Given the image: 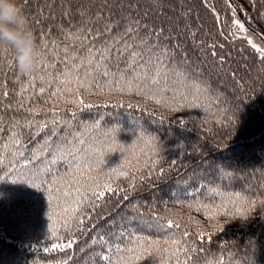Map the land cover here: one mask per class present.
<instances>
[{"label":"trees","instance_id":"1","mask_svg":"<svg viewBox=\"0 0 264 264\" xmlns=\"http://www.w3.org/2000/svg\"><path fill=\"white\" fill-rule=\"evenodd\" d=\"M20 4L50 46L32 75L0 49V264H264V60L229 0Z\"/></svg>","mask_w":264,"mask_h":264},{"label":"clouds","instance_id":"2","mask_svg":"<svg viewBox=\"0 0 264 264\" xmlns=\"http://www.w3.org/2000/svg\"><path fill=\"white\" fill-rule=\"evenodd\" d=\"M4 48L14 51L16 68L21 74L35 70L39 49L31 19L20 0H0V49Z\"/></svg>","mask_w":264,"mask_h":264},{"label":"snow or ice","instance_id":"3","mask_svg":"<svg viewBox=\"0 0 264 264\" xmlns=\"http://www.w3.org/2000/svg\"><path fill=\"white\" fill-rule=\"evenodd\" d=\"M229 2H231V0H229ZM235 25L237 26V28L242 31V32H246L247 29L245 28V25L240 21V20H236L235 22ZM90 31V29H83L82 32H81V35L83 36L85 32H88ZM132 29L129 28L128 29V34L131 35L132 34ZM84 38L86 39L87 37L84 36ZM46 39V38H45ZM54 43V42H53ZM121 43H123V40H121ZM249 45L256 51L260 54V57L262 60H264V47H261V46H258L256 43H254L252 40H249L248 41ZM50 45L49 44H44L42 47H43V51L40 50L41 48V45H37L38 49H39V52H38V56H39V59H38V63L37 65H39L41 68H43L44 66V60H45V52L48 50V47ZM132 47L131 45H125V48H130ZM65 52H67V49H65ZM103 54H101L102 56ZM140 53H137L136 51H131L129 52V56L132 58V62L128 65V72L131 73L138 65H137V61H136V57L139 56ZM101 57L98 56V57H95L94 59L96 60H99ZM142 63V61H141ZM81 68H92L93 67V60L92 59H87V60H84L81 62V65L79 66ZM95 69H99L100 68V64L99 63H96L95 64ZM29 75H32L33 72L31 73H28ZM87 74V72H86ZM104 76H107L108 75V71L105 70L104 71ZM142 74L144 75V78L147 79L148 78V74L146 71H143L142 70ZM159 76V71L157 70V77ZM159 80L158 78L157 79H154L151 81L152 84H156L158 83ZM65 83H67V81H65ZM129 87H131V83H129ZM41 93H43L45 91L44 88H41L40 89ZM54 95H59V93H54ZM69 155H71V153H69ZM63 158V157H61ZM54 162V161H53ZM75 163V161H73ZM79 167V166H78ZM2 170V169H0ZM9 175H11V172L9 173ZM33 187H39L38 185H33ZM105 190L107 191H112L111 187L109 185H104L103 186ZM96 197L99 199V198H103L105 196V191L104 190H101V191H98L95 193ZM81 223H83V220L80 221ZM167 227L169 229L175 227V228H179L180 225L179 224H176L175 222L169 220L168 223H167ZM184 235H188L187 232L184 233ZM72 241H68L66 244H64L63 246L61 245H53V248L54 249H59L60 251H64V249L66 248H71L72 247ZM102 260L104 261H109L111 259V257L107 256V255H104L101 257Z\"/></svg>","mask_w":264,"mask_h":264},{"label":"rangeland","instance_id":"4","mask_svg":"<svg viewBox=\"0 0 264 264\" xmlns=\"http://www.w3.org/2000/svg\"><path fill=\"white\" fill-rule=\"evenodd\" d=\"M231 4V7H232V11L236 14V15H238L237 17H235V18H233V21L235 22L236 20H240L244 25H245V28L247 29V31L246 32H242L245 36H246V38H247V41H249V40H252L254 43H256L258 46H261V47H264V42H262L261 40H258L257 39V34H256V31L254 30V29H252L251 27H249L247 24H246V22H245V19L243 18V15H242V12L240 11V9L237 7V5H235L234 3H232V2H230ZM255 40H258L257 42H255ZM196 66H198V65H196ZM179 74V73H178ZM182 74V73H181ZM179 76H181V75H179ZM183 76V75H182ZM193 76H196V75H193ZM199 86V85H198ZM157 126H159V125H157ZM156 127V126H155ZM180 187H182L183 188V186H180ZM179 187V188H180ZM125 198V197H124ZM145 199L146 198H142V200L143 201H145ZM131 206V205H130ZM130 206H123V207H119V205L117 206H114L113 208H111V209H109V210H107L106 212H105V214H103V218L105 217V218H108L107 219V221H105L106 222V224L104 225V227L105 226H108L107 224L109 223V222H111V224L113 223V221H114V219L115 220H119V218H114V217H111V215L113 214V213H115V211L117 210V209H122V211L120 210V212H118V214L120 215V216H122V214H123V210L124 209H128L127 207H130ZM122 218V217H121ZM131 226V228H135V226H133V225H130ZM103 227V228H104ZM108 230H111L110 229V227L108 228ZM91 242L92 241H90V242H88V244H87V250L88 251H92V250H90V249H93L92 247H89L88 248V246L91 244ZM83 250H85V247H83L82 248V250L81 251H83ZM87 250H85V251H87ZM134 256H135V254H133ZM136 256H137V254H136ZM124 259H125V257H124ZM121 262V261H120ZM120 262H114L113 264H120ZM162 264H164V262L162 261Z\"/></svg>","mask_w":264,"mask_h":264},{"label":"bare ground","instance_id":"5","mask_svg":"<svg viewBox=\"0 0 264 264\" xmlns=\"http://www.w3.org/2000/svg\"><path fill=\"white\" fill-rule=\"evenodd\" d=\"M258 40H255V42H257Z\"/></svg>","mask_w":264,"mask_h":264}]
</instances>
